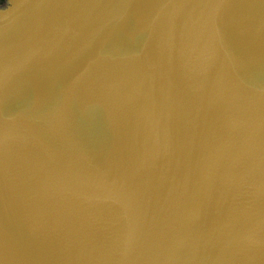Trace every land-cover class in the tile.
Wrapping results in <instances>:
<instances>
[{
	"label": "water",
	"instance_id": "obj_1",
	"mask_svg": "<svg viewBox=\"0 0 264 264\" xmlns=\"http://www.w3.org/2000/svg\"><path fill=\"white\" fill-rule=\"evenodd\" d=\"M0 264H264V0H3Z\"/></svg>",
	"mask_w": 264,
	"mask_h": 264
},
{
	"label": "rangeland",
	"instance_id": "obj_2",
	"mask_svg": "<svg viewBox=\"0 0 264 264\" xmlns=\"http://www.w3.org/2000/svg\"><path fill=\"white\" fill-rule=\"evenodd\" d=\"M2 1H0V4H1Z\"/></svg>",
	"mask_w": 264,
	"mask_h": 264
},
{
	"label": "trees",
	"instance_id": "obj_3",
	"mask_svg": "<svg viewBox=\"0 0 264 264\" xmlns=\"http://www.w3.org/2000/svg\"><path fill=\"white\" fill-rule=\"evenodd\" d=\"M0 1H2V2H3V0H0Z\"/></svg>",
	"mask_w": 264,
	"mask_h": 264
}]
</instances>
